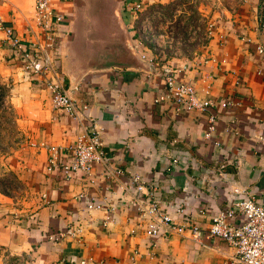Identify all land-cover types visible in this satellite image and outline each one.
<instances>
[{
  "label": "crops",
  "instance_id": "crops-1",
  "mask_svg": "<svg viewBox=\"0 0 264 264\" xmlns=\"http://www.w3.org/2000/svg\"><path fill=\"white\" fill-rule=\"evenodd\" d=\"M261 0L218 4L213 34L193 56L159 58L143 39L131 0H51L65 14L58 35L60 70L68 93L88 107L89 117L75 121L52 108L49 90L23 77L22 63L11 59L0 28V74L21 112V139L6 157V171L23 184L20 193L0 189V264H81L113 260L118 264H230L235 248L209 236L210 217L234 198L237 186L254 188L264 200V28L258 21ZM151 0H142L146 6ZM34 0H0V16L24 40H45L34 21ZM245 35L251 43L240 38ZM178 69V75L202 90L213 84L218 123L205 137L208 111L178 110L156 102L164 82L142 54ZM212 76V80L206 79ZM203 97V94H200ZM230 99V105L225 100ZM89 118L92 120L90 121ZM95 123L104 148L127 172L139 173L157 187L164 205L179 201L178 220L200 223L201 234L187 228L155 238V256L144 222L126 190L105 178L96 164L92 178L65 179L48 171V151L32 145L45 140L67 146ZM219 141V145L214 142ZM178 158L177 164L171 163ZM171 163V164H170ZM96 198L102 209L88 210L79 194ZM174 212V211H173ZM80 229L62 241L55 231ZM91 264V263H86Z\"/></svg>",
  "mask_w": 264,
  "mask_h": 264
},
{
  "label": "built area",
  "instance_id": "built-area-1",
  "mask_svg": "<svg viewBox=\"0 0 264 264\" xmlns=\"http://www.w3.org/2000/svg\"><path fill=\"white\" fill-rule=\"evenodd\" d=\"M34 21L42 30L45 40H24L20 38L16 30L5 23L0 16V28L6 33L11 59L22 63L23 77L28 80H36L45 86L51 94L53 110L70 116L75 121L89 117L88 107L80 105L74 99L64 85V77L60 68L61 40L58 35L61 24L66 22L65 14L54 10L51 0H34ZM130 12L137 16L142 11V0H131L127 7ZM141 18V17H140ZM260 27L264 28V0L260 1L258 10ZM214 24L210 22L208 37L213 34ZM240 38L251 43L252 39L241 35ZM263 53L264 47L257 44L255 48ZM142 57L151 64L160 62L156 57L142 54ZM155 70L161 75L164 88L155 99L156 102H169L178 110L185 111H208V127L205 132L206 138H211L217 128L218 100L211 96L213 84L208 82L200 90L192 81L185 80L178 75V69L169 63H158ZM208 76L207 80H212ZM203 94V97L200 96ZM231 104L230 99L225 100ZM90 121H92L89 118ZM91 131L85 132L71 145L59 146L48 143L45 140L32 145L42 147L48 151V171L60 170L65 179L82 174L84 179H91L96 164L104 166L105 178L112 185H118L127 172L104 148V144L95 123L91 122ZM264 144V133L258 137ZM219 145V141L214 142ZM178 158L172 159V164H177ZM170 163V164H171ZM129 181L126 190L131 194V201L139 211L144 222L146 233L153 238L150 242L148 254L155 256V238H169L174 234H181L189 228L193 234L199 236L200 223L188 220L189 226L181 223L179 218L184 214V205L179 201L173 205H164L157 197V187L144 179L139 173L127 176ZM234 198L213 213L210 217V226L207 230L209 236L223 238L229 246L235 248V254L230 259V264H264V200L258 197L254 188L237 186L233 190ZM79 198L85 203L88 210L103 208V204L96 198H88L85 192L79 194ZM174 211V212H173ZM80 229L55 231L48 235L50 240L62 241L68 235H77ZM118 264L113 260H81V264Z\"/></svg>",
  "mask_w": 264,
  "mask_h": 264
},
{
  "label": "rangeland",
  "instance_id": "rangeland-1",
  "mask_svg": "<svg viewBox=\"0 0 264 264\" xmlns=\"http://www.w3.org/2000/svg\"><path fill=\"white\" fill-rule=\"evenodd\" d=\"M237 0H151L137 13L140 32L159 58L193 56L208 40V27L218 4ZM141 17V18H140ZM20 111L11 101V90L0 74V189L20 193L23 184L16 174L6 171V157L19 144Z\"/></svg>",
  "mask_w": 264,
  "mask_h": 264
}]
</instances>
